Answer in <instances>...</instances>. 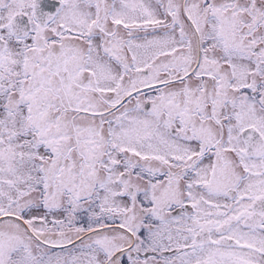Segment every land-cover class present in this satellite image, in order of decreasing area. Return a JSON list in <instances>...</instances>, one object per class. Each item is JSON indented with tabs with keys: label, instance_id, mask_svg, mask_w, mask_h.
Wrapping results in <instances>:
<instances>
[{
	"label": "snow or ice",
	"instance_id": "1",
	"mask_svg": "<svg viewBox=\"0 0 264 264\" xmlns=\"http://www.w3.org/2000/svg\"><path fill=\"white\" fill-rule=\"evenodd\" d=\"M0 264H264V0H0Z\"/></svg>",
	"mask_w": 264,
	"mask_h": 264
}]
</instances>
